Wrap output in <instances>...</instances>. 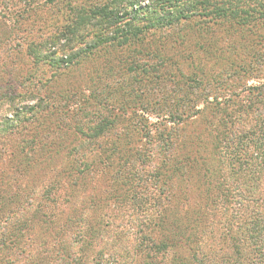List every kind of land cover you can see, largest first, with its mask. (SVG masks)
I'll return each instance as SVG.
<instances>
[{
	"label": "rangeland",
	"instance_id": "obj_1",
	"mask_svg": "<svg viewBox=\"0 0 264 264\" xmlns=\"http://www.w3.org/2000/svg\"><path fill=\"white\" fill-rule=\"evenodd\" d=\"M69 1L75 5L79 0ZM28 2L33 4L30 0L0 4V26L5 29L0 32V239H8L10 245L8 250L0 246V264H263L239 228L241 220L264 215V174L259 175V183H248L241 190L232 176L227 184L231 199L227 207L218 203L202 208L205 198L197 190L196 177L199 166L185 177L181 193H174L172 188L155 189L149 174L161 156L151 123L162 118L138 107L143 101L183 97L176 93L168 75L172 66L161 61L164 55L187 74L194 59L213 82V91L216 86L229 89L227 94L218 92L222 99L235 93L232 99L239 95L238 102L247 106L257 103L258 110L244 116L236 128L251 130L250 123L257 124L253 117L264 120V89H255L264 86V42L257 41L259 37L264 40V31L250 33L253 36L239 29L232 33L229 21L210 23L198 17L156 36L151 29V36L146 35L139 46L100 48L101 54L92 51L69 64L61 59L68 62L78 57L86 46L71 40L75 37L64 27L67 4L40 0L29 7ZM151 3L140 0L136 10H146ZM29 9L33 12L14 28L18 13ZM146 17L142 26L151 22ZM36 47L35 57L30 48ZM140 49L149 56L146 60L138 56ZM162 63L163 76L157 79L154 69ZM231 64L241 67V73L230 70ZM137 65L151 69L150 81L139 74ZM159 85L164 87L162 93H149ZM200 93L206 95L208 91ZM13 96L19 98L14 106ZM213 99L214 95L209 101ZM30 106L42 110L38 123L19 125L31 118ZM199 109L201 113L187 123L186 129L189 133L202 132L212 151L213 135L205 122L212 111L204 104ZM135 113L149 121L153 145L147 139L136 145L144 150L143 156L134 154L123 171L135 182L120 186L106 175L103 150L113 141V132L131 127ZM107 119L117 121L116 128L101 137L91 132L101 123L105 125ZM132 139L130 135L127 140ZM48 147L53 149L54 160L43 158ZM77 147L82 150L76 151ZM229 147L224 153L223 146L220 156L209 155L215 167L228 162L234 143ZM26 155L33 159L27 162ZM74 166L76 171L85 172V185L72 186L75 177H69L68 171ZM200 208L207 212L206 218L193 224V241H186L180 237L185 235V223L196 219ZM229 235L240 240L237 255Z\"/></svg>",
	"mask_w": 264,
	"mask_h": 264
},
{
	"label": "trees",
	"instance_id": "obj_2",
	"mask_svg": "<svg viewBox=\"0 0 264 264\" xmlns=\"http://www.w3.org/2000/svg\"><path fill=\"white\" fill-rule=\"evenodd\" d=\"M30 1H33V4L29 2L28 4L29 7H32L37 4L36 1L40 0ZM149 1H152V3L148 9L138 11L136 9L139 7L140 0H79L75 1V5L71 4L69 0H53L56 5L67 4L68 9L66 10V15L68 22L64 27H66L65 29H67L70 35L77 38H71V40L80 41L86 46V48L80 49L78 57H74L68 62L62 58L61 62L74 64L78 58L90 54L92 51L93 53L96 51L101 54L103 49L100 48L104 47L122 48L131 46L132 44H137L139 46V41H143L146 35H148V37L151 36V29L154 30L153 35L156 36L157 33L161 31L165 32L170 29L178 28L184 23H190L198 17H204V19L206 21L209 20L210 23L229 21L231 22L230 30H233L232 33H236L239 29L241 30L240 33L248 32L249 36H253L254 34L250 35V33L264 31V0H234L232 2L224 0ZM10 2L11 0H0V4H11ZM30 10L31 9L18 13L17 16L19 19L16 20L18 22L15 24L14 28L18 27L21 19L28 15ZM31 12L33 11H30V13ZM146 16L150 17L151 22H149L148 25L142 26L143 22H147ZM125 20H127V22L122 24ZM3 31H5L4 27L0 26V32ZM179 40L182 43L185 42V40ZM257 41L261 43L264 42V40H260V37ZM30 49L36 57L35 51L38 48ZM160 49L158 48L157 50ZM140 50L141 52L138 56L141 60H146L149 56L144 54V51H142L143 49ZM152 54L154 55V53ZM161 61L172 66V72H168V75L172 77V84L174 88L176 87V93L182 94L183 97L173 101L162 99V102L148 100L139 103L140 105L138 108H141V111L146 112L149 110L147 113L162 118L156 124L151 123L153 130L157 132L156 137L153 136V141L159 142L157 148L160 150L159 155L161 157L159 165L155 166L149 174V181H151L155 189L162 188L163 190L161 191H165L166 188L167 190H171L172 188L174 193L177 191L181 193L183 190L182 187L186 181L185 177L192 173L194 174L197 171L195 167L199 166L200 174L198 176L196 175V177L199 179L197 180V185H199L197 190H199L200 195H203L202 197L205 198L204 202H201L202 208L209 209L210 206L218 203L227 207L231 203V199L228 196L229 191L227 189V184L232 176L236 178L235 185L238 187L237 189L241 190L243 186L248 183H259V175L263 176L264 174V120L261 117L260 119H258V117H253V121L257 119V124L252 125L250 123V126H252L251 130H246L244 132L243 129H236L243 121L244 116L248 117L252 115L251 113H253V111L258 110L257 103L252 102L250 106H247L246 102L245 104L238 102L239 100L237 98H240L239 95L232 99L235 95V93L233 94L234 91L230 93L231 95L233 94L231 98L222 99L218 92L227 94V90L229 89L223 86H216V91H213V82L208 81L209 76L203 73L204 70L198 67L194 59L189 62L191 71L188 74L184 72L183 68L176 66V63H173L172 59L167 55H164ZM56 62L60 66L61 62H59V60ZM146 63H148V61H146ZM229 68L230 70H232L231 68H235L234 71L238 73H241L242 69L233 64H231ZM137 69L139 74H142V76L146 78V81H150L148 75H152V73L148 66L137 65ZM162 71L163 63L159 64L158 67L154 69L157 79L163 76V73H161ZM157 84L155 82V85ZM162 88L164 87H162V85L160 87L159 85L158 87H153V90L148 91L149 93L152 91L153 94L162 93ZM255 89L262 90L264 86ZM200 90H207L208 93L203 95V93H200ZM144 91L145 90H140V92H142L141 94H144ZM119 93L122 95V88L119 90ZM12 95H14V93H12ZM213 95V101H209L210 96ZM15 99L19 100V98L13 96L11 100L13 101V106L15 104ZM221 99L223 101H221ZM87 102H90V99H88ZM200 104L207 105V108L212 111V116L208 117L209 119L205 121L208 129H210L213 135L212 151H210L209 144L204 142L205 137H203L202 132L197 130L196 132L193 131V133H189L186 129L187 123L194 121L198 114L201 113L199 109ZM28 108L30 114H32L31 118L27 119L28 121H22L20 119L19 125L23 123L32 124L35 120L36 123H38V118L42 110L38 109L36 106H30ZM232 109L233 113H229V110ZM107 110L110 112L111 108L108 107ZM242 114L243 117L241 116ZM218 116H220L219 119H217ZM132 119L131 127L123 128V131L120 133H112L111 137L113 141L107 144L108 147L103 150L105 156L103 163L107 162L106 175L109 177V181H113L120 186H127V184L130 186L135 182L134 178H132L133 176L125 175L123 171L125 170V165L129 164V160L135 156L134 154L139 157L143 156L142 153H144V150L136 145L144 143L145 139L153 145L151 139L152 129L150 128L151 126H149V121L145 119V116L135 113ZM214 120H217L216 125L214 124ZM115 122L112 119H107L105 125L101 123L99 128L96 126L91 132L94 131L96 136H100L106 131H110L112 127L116 128ZM94 134L92 133L93 136ZM130 135H133V139L128 141L127 139ZM74 137H76V134H74ZM250 142L254 144L249 145ZM61 143L63 142L61 141ZM230 143H234L235 148H232L233 151L229 156L228 162L226 164L222 163L223 166L218 165L219 167H215L214 163L210 162L211 156L209 157V155L213 153L215 156H220L221 154L229 152ZM223 146L225 149L224 153V149H222ZM47 150H45L44 154L46 155L43 158L46 159V161L54 160V157L52 158L54 153L52 151L53 149L48 147ZM57 150H59V148H57ZM75 150L78 151L82 149L77 147ZM57 153L60 154L58 151ZM24 158L27 162L33 159L28 155ZM75 168L76 166L70 168L68 171L69 177H75V179L72 180V186L85 185L87 181L83 176L85 172L76 171ZM257 171L259 172L255 174ZM254 175L255 178L253 177ZM246 176L248 177L245 178ZM173 186L176 188L174 189ZM251 186L253 187V185ZM203 209L200 208L201 212L196 219L190 218L185 223V235L180 236L182 239L193 241L194 236L190 233L192 230L191 228L195 222L201 223L202 220L206 218L207 212L205 210L203 211ZM242 221L243 224L241 223L239 228L240 232L245 238L250 240L249 244L246 242L247 245H251L250 248H252V252H256L259 256L257 258H261L264 264V215L259 218L255 217V219L241 220V222ZM171 225L174 226V222H172ZM180 231H182V229L177 232ZM229 238L233 248H235L234 253L237 255L238 247L241 246L240 240L233 235H229ZM0 240V246L3 247L2 249L5 247L6 250L10 249V245L7 244L8 239L5 238Z\"/></svg>",
	"mask_w": 264,
	"mask_h": 264
}]
</instances>
